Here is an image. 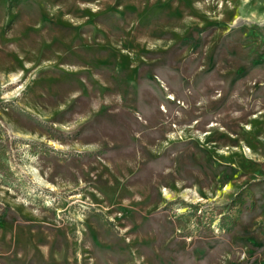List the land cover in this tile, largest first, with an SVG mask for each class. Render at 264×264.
Here are the masks:
<instances>
[{
  "label": "rangeland",
  "instance_id": "obj_1",
  "mask_svg": "<svg viewBox=\"0 0 264 264\" xmlns=\"http://www.w3.org/2000/svg\"><path fill=\"white\" fill-rule=\"evenodd\" d=\"M0 264H264V0H0Z\"/></svg>",
  "mask_w": 264,
  "mask_h": 264
}]
</instances>
